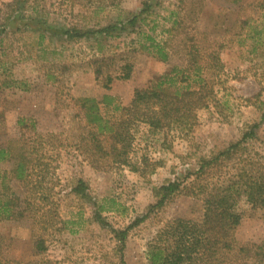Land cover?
Instances as JSON below:
<instances>
[{"label":"rangeland","instance_id":"1","mask_svg":"<svg viewBox=\"0 0 264 264\" xmlns=\"http://www.w3.org/2000/svg\"><path fill=\"white\" fill-rule=\"evenodd\" d=\"M108 25L126 27L111 37L68 41L61 33ZM254 30L261 34L253 37ZM160 81L180 91L204 83L208 105L194 112L188 132L153 133L135 124L129 158L137 171H96L97 157L87 153L93 128L79 100L109 95L112 105L99 104V111L115 123L120 113L113 105L127 107L135 91ZM263 114L264 0H0V149L26 146L35 165L30 181L39 184L36 192L22 188L12 178V158L0 162V202L26 196L34 207L33 218L0 216V264H148L147 244L166 222L200 219L199 198L186 190L173 195L129 231L122 259L109 227L125 229L155 204L161 185L184 179L254 123V137L214 175L264 162ZM79 179L88 187L84 197L71 190ZM41 194L49 197L44 207ZM48 210L54 222L42 232L37 221ZM234 211L241 220L237 242L261 243L264 209L240 196ZM36 239L45 247L40 255L33 254Z\"/></svg>","mask_w":264,"mask_h":264},{"label":"trees","instance_id":"2","mask_svg":"<svg viewBox=\"0 0 264 264\" xmlns=\"http://www.w3.org/2000/svg\"><path fill=\"white\" fill-rule=\"evenodd\" d=\"M142 11L145 12L144 9ZM136 21L137 17L134 16L126 25L134 26ZM125 27L122 25L117 29L115 25H108L99 29L71 28L64 29L61 33L67 41L74 38L88 39L97 35L111 37L114 32L117 30L122 32ZM253 32V37L261 34L258 30ZM124 78H128V75L126 74ZM163 84L164 81H160L150 89L135 91L125 108L113 105L114 111L120 113L115 123L106 121L99 111V104L104 107L112 105L113 99L109 95H103L98 101L91 98L79 100L86 123L93 128L91 148L87 153L94 158L97 157L91 162L96 171L105 170L110 166L129 167L137 171L129 158L130 132L135 124H143L153 133L165 128L186 132L191 130L195 120L194 112L206 107L209 102V95H205L202 88L204 83L195 91L190 89L180 91L177 88L170 90ZM259 126L260 123L250 125L240 141L215 155L201 158L195 171L187 172L184 179H176L161 185L156 190L155 204L149 206L144 215L136 218L125 229L115 230L109 227L118 243L121 259L129 231L144 222L153 212L163 208L173 195L186 190L189 196L199 198L202 204L200 219L174 218L166 222L147 244L148 264H249L251 261L264 264V240L253 245L240 244L235 239V232L241 220L234 211L240 196H244L251 207L264 209V162L246 161L231 174L221 177L214 175V170L231 161L234 156H238L242 151L243 142L253 138ZM8 158H12L13 161L11 175L15 182L24 189L30 190V186L34 191L39 189V184H32L30 181L35 165L26 151V146L21 145L19 149L14 146L0 149V162ZM189 178H192L191 183L184 186V181ZM87 189V185L79 179L71 190L78 197H84ZM48 198L46 194H41V197L36 199L44 207ZM28 200L29 198L25 196L14 197L5 203L0 202V216L5 214L7 219L14 221L33 218L34 207L30 206ZM99 209L100 207H97V210ZM46 213L37 221L42 232L50 228L54 222L50 211ZM97 221L102 226L105 225L99 215ZM44 251L43 241L36 239L33 242V254L40 255Z\"/></svg>","mask_w":264,"mask_h":264}]
</instances>
